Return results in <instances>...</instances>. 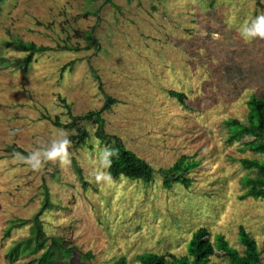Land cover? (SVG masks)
<instances>
[{
  "label": "rangeland",
  "instance_id": "374dc122",
  "mask_svg": "<svg viewBox=\"0 0 264 264\" xmlns=\"http://www.w3.org/2000/svg\"><path fill=\"white\" fill-rule=\"evenodd\" d=\"M264 13V0H3L0 3V264H26L38 256L7 259L30 235L39 214L45 237H60L74 255L54 264H138L145 253L186 254L191 234L204 227L241 252L238 228L256 241L264 264V199H242L247 174L239 160L264 154L227 144L229 119L246 124L247 102L264 98V40L245 42L239 29ZM85 32L98 48L86 49ZM207 33V35H203ZM219 34L214 39L213 34ZM21 40L52 50L27 69L24 54L5 49ZM77 48V49H75ZM73 62L72 68L62 67ZM183 93L184 105L168 95ZM105 131L155 171L150 182L117 179L98 185L94 173L104 145L91 123L71 165L40 173L12 162L8 147L28 151L50 141L52 122L99 110ZM47 117L48 119H45ZM70 136L73 130H66ZM15 132L14 136L10 135ZM186 157L199 163L188 187L163 186L159 170ZM253 175V174H252ZM86 257V258H85ZM207 264H229L215 252Z\"/></svg>",
  "mask_w": 264,
  "mask_h": 264
},
{
  "label": "trees",
  "instance_id": "16d2710c",
  "mask_svg": "<svg viewBox=\"0 0 264 264\" xmlns=\"http://www.w3.org/2000/svg\"><path fill=\"white\" fill-rule=\"evenodd\" d=\"M2 1L0 0V3ZM85 40L88 42L86 49H90L91 47L98 48V42L91 32H85ZM4 47L5 49L24 54L23 58L13 63L14 68L22 69L29 67L35 55L52 50L49 47L25 43L19 39L5 42ZM72 65L73 62H69L63 66L62 72L67 67L72 68ZM168 95L184 105L186 97L183 93L168 91ZM62 103L70 122L62 124L58 119H55L52 124L58 128L73 130L75 134L70 136V139L76 146L84 145L90 137L89 132L80 125L82 122H85L91 123L95 127L93 136L100 141V144L104 145V147L107 145L119 150L118 157H114L111 167L106 169L111 172L115 180L120 179L121 174L129 180H141L143 182H150L154 178L153 174L155 171L150 165L135 153L127 150L119 137L109 135L105 131L102 114L108 111L116 103V100L106 97L105 103L99 110L90 111L80 116H73L70 107L64 101ZM247 106L249 112L246 124H242L235 119H229L225 122L229 130V139L226 142L228 145L240 142L242 144L239 149L240 152L251 151L255 154H264V98L252 96L248 100ZM44 118L48 119L47 117ZM7 152L11 154L13 152L27 154V151L15 147H8ZM71 162L78 179L85 185L81 169L76 165L73 158H71ZM239 163L247 172L241 183V186L246 188L241 198L264 199V162L241 159ZM198 165L199 163L196 161L181 157L170 168L159 170V173L164 177L163 186L169 188L172 184L178 183L188 187L190 179L185 174ZM38 218H40L39 214L34 216L31 221L19 222L20 225L31 224L30 235L14 243L7 257L9 262L12 263L19 260V258L39 254L26 264H54L74 255L75 248L69 247L60 237L44 236ZM209 236V231L206 228H198L191 234L184 256L176 257L174 255L163 256L155 253H145L139 256L138 264H207L216 251L221 252L223 257L228 259L229 264H262L256 241L243 227H239L237 233L238 243L242 247L241 252L232 248L222 235H215L214 242L210 241ZM114 264L127 263L124 259H120Z\"/></svg>",
  "mask_w": 264,
  "mask_h": 264
},
{
  "label": "clouds",
  "instance_id": "9594fccd",
  "mask_svg": "<svg viewBox=\"0 0 264 264\" xmlns=\"http://www.w3.org/2000/svg\"><path fill=\"white\" fill-rule=\"evenodd\" d=\"M203 35H207V33ZM239 35L245 42H251L256 39L264 40V13L256 15L250 21H245L239 29ZM213 38L219 39V34L214 33ZM15 134V132L10 133L12 136ZM71 147L72 141L68 132L60 129L50 141L28 150L26 155L21 152H13L11 159L12 162L23 164L35 173L42 172L49 163H58L63 169L71 165ZM118 155L119 150L111 146L106 145L101 150L98 156L99 168L94 173V180L98 185L110 187L116 183L111 172L106 169L111 167L112 159L118 157ZM121 179H123L122 174Z\"/></svg>",
  "mask_w": 264,
  "mask_h": 264
}]
</instances>
